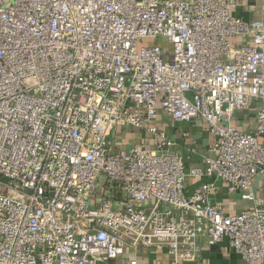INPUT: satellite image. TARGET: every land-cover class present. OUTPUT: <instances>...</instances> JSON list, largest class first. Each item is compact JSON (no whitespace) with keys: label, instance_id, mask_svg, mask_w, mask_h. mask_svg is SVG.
Returning <instances> with one entry per match:
<instances>
[{"label":"built area","instance_id":"built-area-1","mask_svg":"<svg viewBox=\"0 0 264 264\" xmlns=\"http://www.w3.org/2000/svg\"><path fill=\"white\" fill-rule=\"evenodd\" d=\"M234 4L0 0V264L190 263L198 239L264 264V21Z\"/></svg>","mask_w":264,"mask_h":264},{"label":"crops","instance_id":"crops-1","mask_svg":"<svg viewBox=\"0 0 264 264\" xmlns=\"http://www.w3.org/2000/svg\"><path fill=\"white\" fill-rule=\"evenodd\" d=\"M181 1V0H176ZM231 14L234 17L240 18L248 23L263 22L264 21V0H235L234 7L231 10ZM255 109L237 111L234 115L233 124L241 131H248L254 128L255 124ZM169 138L177 144V150L180 154L186 155V148L195 146L198 150H201L206 146L208 137L205 134L203 127L169 123ZM184 134L186 136H181ZM135 139V136H132ZM200 159L194 157L190 163H200ZM206 181L205 179L201 180ZM199 182V184H200ZM190 180L187 185L193 186ZM259 181L254 183V190L263 194V186H259ZM217 196V203L221 206L225 213H238L244 209H247L250 205L249 202L240 199L239 194L228 196L221 189ZM263 196V195H262ZM196 246L199 249V257L197 262L181 263V264H245L240 256L235 254L228 246L227 242H223L218 245H208L203 239L196 241ZM163 258L162 253H148L142 251L140 259L145 264H155L156 259ZM161 264H173L170 261L163 260Z\"/></svg>","mask_w":264,"mask_h":264},{"label":"water","instance_id":"water-1","mask_svg":"<svg viewBox=\"0 0 264 264\" xmlns=\"http://www.w3.org/2000/svg\"><path fill=\"white\" fill-rule=\"evenodd\" d=\"M262 195H263V197H264V186H263V194H262Z\"/></svg>","mask_w":264,"mask_h":264}]
</instances>
